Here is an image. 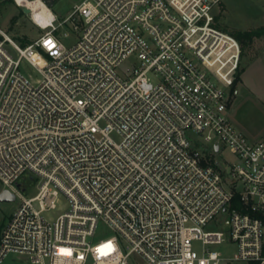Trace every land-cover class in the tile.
<instances>
[{"label":"built area","instance_id":"2783aa9c","mask_svg":"<svg viewBox=\"0 0 264 264\" xmlns=\"http://www.w3.org/2000/svg\"><path fill=\"white\" fill-rule=\"evenodd\" d=\"M35 1L13 0L37 38L0 28V182L19 198L0 264H264V138L228 117L223 0H80L62 21L41 0L44 23ZM99 223L114 234L89 240Z\"/></svg>","mask_w":264,"mask_h":264},{"label":"rangeland","instance_id":"374dc122","mask_svg":"<svg viewBox=\"0 0 264 264\" xmlns=\"http://www.w3.org/2000/svg\"><path fill=\"white\" fill-rule=\"evenodd\" d=\"M44 1L56 14L58 21H62L80 0ZM215 12L218 27L234 36L241 49L240 62L233 83L230 88H226L229 96L228 117L248 139L258 141L264 138V0H223ZM0 28L19 44H22L23 38L31 40L43 33V30L32 23L28 13L16 6L13 0H0ZM73 35L71 33L68 37H63V43L71 44L75 38ZM24 70L31 73L28 66H25ZM148 76L154 82L157 80L153 74ZM190 134L193 136L192 133ZM196 144L201 149L209 147L201 138L197 139ZM215 156L225 165L227 160L233 159L227 148H223ZM2 189L4 187L0 182V191ZM18 204L19 198L13 201H0V228ZM66 208L67 202L61 196L57 208L47 212L46 215L56 217ZM208 229L214 227L209 226ZM112 234L114 232L107 225L99 223L95 234L89 240L95 242ZM194 246L197 249L200 247L198 243ZM213 248L224 254H230L234 247L227 243ZM3 264H31V262L23 255H9Z\"/></svg>","mask_w":264,"mask_h":264},{"label":"bare ground","instance_id":"6f19581e","mask_svg":"<svg viewBox=\"0 0 264 264\" xmlns=\"http://www.w3.org/2000/svg\"><path fill=\"white\" fill-rule=\"evenodd\" d=\"M33 7L32 15L34 18L38 20V22L44 23L47 18V13L49 12V10H47V6L41 0H36L33 3Z\"/></svg>","mask_w":264,"mask_h":264},{"label":"water","instance_id":"95a60500","mask_svg":"<svg viewBox=\"0 0 264 264\" xmlns=\"http://www.w3.org/2000/svg\"><path fill=\"white\" fill-rule=\"evenodd\" d=\"M23 12L29 13V9L24 8ZM214 149L217 150V147H215ZM13 200H15V194L13 192H11L8 189H2L0 191V201H13Z\"/></svg>","mask_w":264,"mask_h":264},{"label":"trees","instance_id":"16d2710c","mask_svg":"<svg viewBox=\"0 0 264 264\" xmlns=\"http://www.w3.org/2000/svg\"><path fill=\"white\" fill-rule=\"evenodd\" d=\"M248 35H249V33H248ZM0 38H1V36H0ZM22 41V45H24V44H26V43H28L30 40H27V39H25V38H23V39H21ZM237 202V199H234L233 200V204H235Z\"/></svg>","mask_w":264,"mask_h":264}]
</instances>
